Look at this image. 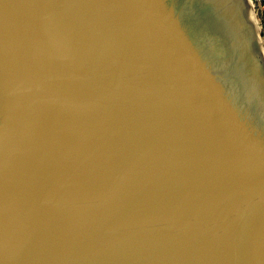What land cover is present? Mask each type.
<instances>
[{
    "label": "water",
    "instance_id": "95a60500",
    "mask_svg": "<svg viewBox=\"0 0 264 264\" xmlns=\"http://www.w3.org/2000/svg\"><path fill=\"white\" fill-rule=\"evenodd\" d=\"M253 14L0 0V264H264Z\"/></svg>",
    "mask_w": 264,
    "mask_h": 264
},
{
    "label": "rangeland",
    "instance_id": "374dc122",
    "mask_svg": "<svg viewBox=\"0 0 264 264\" xmlns=\"http://www.w3.org/2000/svg\"><path fill=\"white\" fill-rule=\"evenodd\" d=\"M255 17L257 18V23L260 25L261 32L264 30V15L263 13L259 12L256 8H254Z\"/></svg>",
    "mask_w": 264,
    "mask_h": 264
},
{
    "label": "built area",
    "instance_id": "2783aa9c",
    "mask_svg": "<svg viewBox=\"0 0 264 264\" xmlns=\"http://www.w3.org/2000/svg\"><path fill=\"white\" fill-rule=\"evenodd\" d=\"M251 2L259 12H264V0H251Z\"/></svg>",
    "mask_w": 264,
    "mask_h": 264
},
{
    "label": "bare ground",
    "instance_id": "6f19581e",
    "mask_svg": "<svg viewBox=\"0 0 264 264\" xmlns=\"http://www.w3.org/2000/svg\"><path fill=\"white\" fill-rule=\"evenodd\" d=\"M252 19L255 23L257 22V18L254 16V14L252 15Z\"/></svg>",
    "mask_w": 264,
    "mask_h": 264
},
{
    "label": "trees",
    "instance_id": "16d2710c",
    "mask_svg": "<svg viewBox=\"0 0 264 264\" xmlns=\"http://www.w3.org/2000/svg\"><path fill=\"white\" fill-rule=\"evenodd\" d=\"M264 29V28H263ZM262 35H263V37H264V30L262 31Z\"/></svg>",
    "mask_w": 264,
    "mask_h": 264
},
{
    "label": "crops",
    "instance_id": "0c3cea01",
    "mask_svg": "<svg viewBox=\"0 0 264 264\" xmlns=\"http://www.w3.org/2000/svg\"><path fill=\"white\" fill-rule=\"evenodd\" d=\"M263 15H264V12H263Z\"/></svg>",
    "mask_w": 264,
    "mask_h": 264
}]
</instances>
